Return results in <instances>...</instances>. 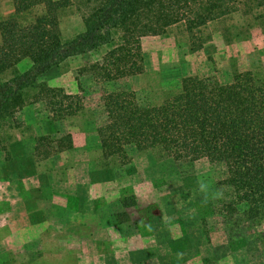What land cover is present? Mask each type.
I'll return each mask as SVG.
<instances>
[{"label":"rangeland","instance_id":"obj_1","mask_svg":"<svg viewBox=\"0 0 264 264\" xmlns=\"http://www.w3.org/2000/svg\"><path fill=\"white\" fill-rule=\"evenodd\" d=\"M13 9V0H0V20ZM86 10L79 1L59 10L63 40L83 30ZM42 12L43 6L38 5L24 16L30 20ZM140 42L144 70L125 79L123 86L154 104L175 93L181 78L188 75L222 77L251 70L264 77V6L247 12L241 7L192 34L183 22L176 23L162 34L143 36ZM195 42H199L196 48ZM104 51L102 47L91 52V58H100ZM80 63L76 57L64 59L40 80L76 93L74 70ZM30 65L29 60H22L0 77L8 79ZM64 133L72 137L70 148L55 141L36 148L38 136ZM200 179L214 190L211 167L203 160L181 173L170 159L160 158L153 150L137 153L123 168L116 160L104 158L90 106L53 120L43 103L26 104L13 119L0 120V261L142 264L138 259L149 256L146 264H264V223L226 230L214 216L209 221V236L203 234L199 219L207 214L208 202H202L198 191ZM29 194L37 195L42 208L47 207L46 201L52 203L48 229L39 215L28 224L24 212L29 206L21 199ZM67 194L71 209L84 207L83 199L90 196L91 214L86 213L85 220L75 214L63 223L57 221V209ZM120 194H134V206L120 210L115 203ZM112 212L123 221L124 235L109 227L113 226L109 221ZM60 226L65 230L59 231ZM149 238L153 241H143Z\"/></svg>","mask_w":264,"mask_h":264},{"label":"trees","instance_id":"obj_2","mask_svg":"<svg viewBox=\"0 0 264 264\" xmlns=\"http://www.w3.org/2000/svg\"><path fill=\"white\" fill-rule=\"evenodd\" d=\"M76 1L87 9L84 27L63 40L59 10ZM13 2V12L0 20V75L23 59L31 65L8 79L0 77V120L13 119L26 104L36 102L43 103L53 120L90 106L102 155L120 168L147 150L170 159L181 173L200 160L210 165L214 191L221 190L223 197L208 201L207 214L199 219L203 234L209 236L214 216L226 230L264 223V77L251 70L222 77L184 76L178 90L158 104L123 86L125 79L144 70L143 36L162 34L180 22L192 34L241 7L244 12L260 8L264 0ZM38 5L43 12L27 20L24 14ZM102 47L101 57L92 59L90 53ZM71 57L81 59L74 70L76 93L40 80ZM53 141L72 146L71 135L64 133L38 136L36 148ZM135 201L129 194L122 204L134 206Z\"/></svg>","mask_w":264,"mask_h":264},{"label":"crops","instance_id":"obj_3","mask_svg":"<svg viewBox=\"0 0 264 264\" xmlns=\"http://www.w3.org/2000/svg\"><path fill=\"white\" fill-rule=\"evenodd\" d=\"M0 40H1V38H0ZM23 60H25V59H23ZM49 196L51 197V195H49ZM41 197H42V199H45V197H43V196H41ZM68 197H69V195L67 194V199H65L64 202L59 204V207L57 209L58 213H56V216L58 218L57 221L59 223H63V221L68 220L69 217L74 216L75 214H78L79 216H81L80 218H82V220H85L86 213L91 214V211L88 209V205H87L90 196H88L86 198H85V195L82 196L83 198L86 199V200L83 199L84 202H82V203H84V207L80 208V206H78L77 209L69 208L70 206L68 204ZM123 197L124 196L120 194V196H118V198L115 200V203L119 204L118 208L120 210L124 209V207H125L122 204ZM1 198H2V194H0V205L2 204ZM135 199H136V196H135ZM21 200H23L24 202H27L28 206H29V207H25V212H24L26 214V217H27L26 220H27L28 224L30 225L31 223H33V218H31V217H35V216L39 215V216H41V223H43V224L45 223V230L48 229L49 228L48 227V223L51 222V220H52L51 216L53 215L52 214L53 208L51 207L52 203L50 204V200L46 201L47 207H43V208L38 206V201H40V199L37 200V195L36 194H29V196L26 199L23 198ZM32 203H34V206H33V208H30ZM125 209H128V208L126 207ZM115 213L116 212H112L111 219L109 220L110 221V225H113V226H109V227H111V229H113L114 231H120L121 230V233H123V235H124L126 233V231L124 232V228H122V225L124 223H123V221L121 222V220L116 217ZM14 214L16 215V212H14ZM117 216H118V214H117ZM34 223H36L35 219H34ZM58 228H61L59 231L65 230L61 226L58 227ZM1 231L2 230L0 228V233H1ZM129 235L128 234L126 235L127 236V241L131 239V237L128 238ZM12 236H14V234ZM149 239L143 240V241H148V243H149V241L150 242L153 241L151 238H149ZM28 240L31 241L30 239H28ZM25 243H27V242H25ZM148 259H149V256H146V257L142 256V258L138 259L139 260L138 262H141L142 264H146L145 261H147ZM0 264H2L1 261H0Z\"/></svg>","mask_w":264,"mask_h":264},{"label":"clouds","instance_id":"obj_4","mask_svg":"<svg viewBox=\"0 0 264 264\" xmlns=\"http://www.w3.org/2000/svg\"><path fill=\"white\" fill-rule=\"evenodd\" d=\"M198 191L202 194L203 203H207L209 199H220L223 197L221 190H212L211 185L204 179L198 181ZM178 258L182 257V254H177Z\"/></svg>","mask_w":264,"mask_h":264}]
</instances>
